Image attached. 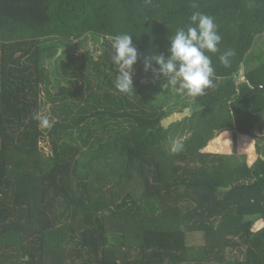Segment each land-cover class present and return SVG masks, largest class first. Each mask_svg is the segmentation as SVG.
Listing matches in <instances>:
<instances>
[{"label": "trees", "instance_id": "obj_1", "mask_svg": "<svg viewBox=\"0 0 264 264\" xmlns=\"http://www.w3.org/2000/svg\"><path fill=\"white\" fill-rule=\"evenodd\" d=\"M195 11L222 41L193 99L144 59ZM120 34L139 52L131 96L114 87ZM262 36L264 0H0V264H264Z\"/></svg>", "mask_w": 264, "mask_h": 264}, {"label": "clouds", "instance_id": "obj_2", "mask_svg": "<svg viewBox=\"0 0 264 264\" xmlns=\"http://www.w3.org/2000/svg\"><path fill=\"white\" fill-rule=\"evenodd\" d=\"M193 7H196L195 3ZM168 39V55L161 53L145 57V72L150 71L154 79L162 76L168 85L172 88L178 87L190 98L203 96L207 89L214 87L215 68L209 53L220 52L222 41L215 18L195 11L190 16L187 28H178ZM111 46L114 50L111 63L118 72L114 87L121 94L131 96L135 94L134 65L139 58L138 49L133 44V35H117ZM233 56L235 51L227 49L219 55V61L229 67L230 58ZM33 119L43 127H50L53 122L49 116L40 112H36Z\"/></svg>", "mask_w": 264, "mask_h": 264}, {"label": "rangeland", "instance_id": "obj_3", "mask_svg": "<svg viewBox=\"0 0 264 264\" xmlns=\"http://www.w3.org/2000/svg\"><path fill=\"white\" fill-rule=\"evenodd\" d=\"M100 40V39H99ZM79 42L80 41H77V42H75V43H77V44H79ZM90 48H92L93 46L92 45H90L89 46ZM66 51V49H61L60 50V53H59V55L57 56V57H59L63 52H65ZM79 46H77L76 47V50L74 51V52H76L77 54L79 53ZM254 51H255V53H253V54H257V55H260L261 53H263L264 52V36H262V37H259L257 40H256V43H255V47H254ZM55 62H56V59H54L51 63H48V67H49V69H50V71L51 72H54L55 70H57L58 68H57V66H55ZM243 81H245V72H244V66L242 67V69H241V75H240V77L237 79V82L238 83H240V82H243ZM180 108V106L179 107H176V109H179ZM168 113H169V109H168ZM171 113V112H170ZM192 115H193V113L188 109V110H184V112H179V110H174V112L173 113H171L170 114V116H168L164 121H163V125L165 126V127H171V126H174V125H176L177 123H180V122H182L185 118H189V117H192ZM176 128L175 127H173V130H175ZM187 133H188V131H187ZM179 136H177V138L175 139V142L173 143V146H172V149L173 150H176V149H178L179 148V145L181 144V142H182V138L180 137V134H178ZM227 136L226 137H228L227 139H229L230 141H231V148L230 149H228V151H227V149H225L223 152L224 153H229V154H231V153H233V144H232V137H231V134H226ZM222 135H220V136H218L217 137V139H219L220 137H221ZM217 139H215V140H213V142L214 141H216ZM263 143H264V141H263ZM170 144H171V140H170ZM246 151L247 150H244L242 147H240V149H239V151L237 152L238 154H240V155H247L246 154ZM215 152H221L220 150L219 151H215ZM247 158H248V156H247ZM249 160L252 162V161H254L255 159H253V160H251V159H248V162H249ZM264 227V222H262V221H259V222H257L256 224H255V226H254V231H258V230H260L261 228H263ZM203 244V240H202V238L199 236V235H194V236H192L191 238H190V246H200V245H202Z\"/></svg>", "mask_w": 264, "mask_h": 264}]
</instances>
